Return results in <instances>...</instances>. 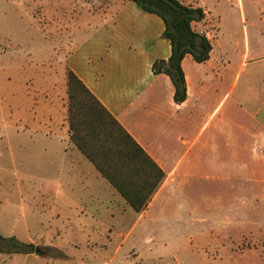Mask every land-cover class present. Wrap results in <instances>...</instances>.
<instances>
[{
	"label": "crops",
	"instance_id": "0c3cea01",
	"mask_svg": "<svg viewBox=\"0 0 264 264\" xmlns=\"http://www.w3.org/2000/svg\"><path fill=\"white\" fill-rule=\"evenodd\" d=\"M52 10L53 47L62 70L56 73L58 80L40 71L39 86L26 94L24 106H6L3 113L7 127L37 143L38 191L43 200L51 201L59 234L75 222L82 225L74 231H107L110 219L116 221L117 211L110 209L113 197L121 219L128 214L134 222L130 233L139 226L154 235L153 228L164 223L166 231L186 237L187 229L168 224L203 220L202 199L195 191L210 186L233 191L238 186L264 187V18L262 25L252 26L245 16L244 40L234 43L204 9L206 19L193 23V28L210 39L213 49L204 63L190 55L183 60L188 97L177 104L170 78L152 71L156 60L171 56L160 17L128 0H55ZM67 10L70 34L65 39L62 15ZM68 71L164 171V180L141 213L72 142L68 104L62 101V96L67 99ZM187 204L189 212H184ZM14 230L0 229V236L21 242L22 235ZM118 232L125 236L123 230ZM28 244L41 254L34 240ZM42 247L69 258L44 242ZM30 257L0 253V264H24Z\"/></svg>",
	"mask_w": 264,
	"mask_h": 264
},
{
	"label": "rangeland",
	"instance_id": "374dc122",
	"mask_svg": "<svg viewBox=\"0 0 264 264\" xmlns=\"http://www.w3.org/2000/svg\"><path fill=\"white\" fill-rule=\"evenodd\" d=\"M183 1L206 9L213 24L225 28L226 38L234 43L244 40L248 23L263 24L264 0ZM54 3L0 0V229L15 228L22 244L34 240L41 254L35 250L24 264H264V187L252 185L235 191L216 186L195 191L202 199L203 220L168 224L187 229L186 237L166 231L164 223L153 228L154 235L139 226L130 233L134 222L128 214L121 219V208L113 197L110 209L117 211L116 221L110 219L107 231H74L82 225L75 222L59 234L51 201L43 200L38 191L37 143L25 132L7 127L3 113L6 106H24L26 94L35 93L39 86L40 71L58 80L56 73L62 70L53 47ZM68 13L62 15L65 39L70 34ZM44 59L48 62L42 66ZM67 99L62 96L68 104ZM187 208L188 204L183 211L189 212ZM43 242L69 258L44 249Z\"/></svg>",
	"mask_w": 264,
	"mask_h": 264
},
{
	"label": "trees",
	"instance_id": "16d2710c",
	"mask_svg": "<svg viewBox=\"0 0 264 264\" xmlns=\"http://www.w3.org/2000/svg\"><path fill=\"white\" fill-rule=\"evenodd\" d=\"M128 1L162 19V37L170 42L171 56L168 60H156L152 71L155 75H167L175 89V102H185L188 92L183 60L190 55L197 63H204L213 49L210 39L193 28V23L206 19L205 10L180 0ZM67 93L72 142L128 205L141 213L164 180V171L72 71L67 73ZM34 250L32 244L0 236V252L30 254Z\"/></svg>",
	"mask_w": 264,
	"mask_h": 264
}]
</instances>
